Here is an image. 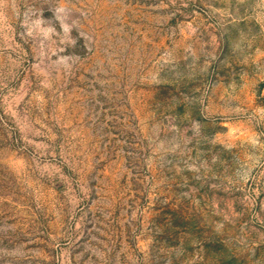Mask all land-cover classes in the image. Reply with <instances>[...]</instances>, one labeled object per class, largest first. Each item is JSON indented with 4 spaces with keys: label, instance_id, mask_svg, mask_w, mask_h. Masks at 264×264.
<instances>
[{
    "label": "rangeland",
    "instance_id": "1",
    "mask_svg": "<svg viewBox=\"0 0 264 264\" xmlns=\"http://www.w3.org/2000/svg\"><path fill=\"white\" fill-rule=\"evenodd\" d=\"M0 264H264V0H0Z\"/></svg>",
    "mask_w": 264,
    "mask_h": 264
}]
</instances>
